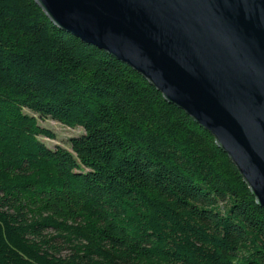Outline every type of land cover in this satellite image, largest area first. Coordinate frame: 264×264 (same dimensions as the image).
Returning a JSON list of instances; mask_svg holds the SVG:
<instances>
[{
    "label": "trees",
    "instance_id": "obj_1",
    "mask_svg": "<svg viewBox=\"0 0 264 264\" xmlns=\"http://www.w3.org/2000/svg\"><path fill=\"white\" fill-rule=\"evenodd\" d=\"M0 264H264V209L142 74L0 0Z\"/></svg>",
    "mask_w": 264,
    "mask_h": 264
},
{
    "label": "water",
    "instance_id": "obj_2",
    "mask_svg": "<svg viewBox=\"0 0 264 264\" xmlns=\"http://www.w3.org/2000/svg\"><path fill=\"white\" fill-rule=\"evenodd\" d=\"M35 2L210 133L264 209V0Z\"/></svg>",
    "mask_w": 264,
    "mask_h": 264
},
{
    "label": "rangeland",
    "instance_id": "obj_3",
    "mask_svg": "<svg viewBox=\"0 0 264 264\" xmlns=\"http://www.w3.org/2000/svg\"><path fill=\"white\" fill-rule=\"evenodd\" d=\"M25 112L31 114L27 110H25ZM38 123L40 126L44 127L45 129H48L53 134V139L39 137V139L49 148L61 146L69 149L68 138L78 135L82 132V128L80 127L71 128L63 126L49 118L38 119Z\"/></svg>",
    "mask_w": 264,
    "mask_h": 264
}]
</instances>
